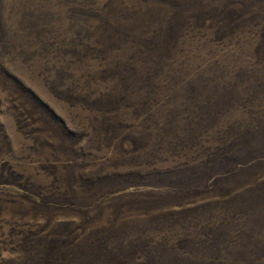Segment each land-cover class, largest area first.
I'll return each instance as SVG.
<instances>
[{
    "label": "rangeland",
    "instance_id": "374dc122",
    "mask_svg": "<svg viewBox=\"0 0 264 264\" xmlns=\"http://www.w3.org/2000/svg\"><path fill=\"white\" fill-rule=\"evenodd\" d=\"M0 264H264V0H0Z\"/></svg>",
    "mask_w": 264,
    "mask_h": 264
}]
</instances>
